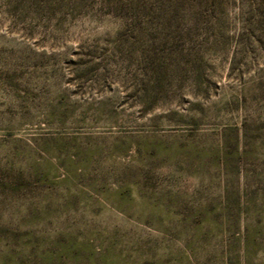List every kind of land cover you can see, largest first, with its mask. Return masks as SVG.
<instances>
[{
  "label": "rangeland",
  "instance_id": "obj_1",
  "mask_svg": "<svg viewBox=\"0 0 264 264\" xmlns=\"http://www.w3.org/2000/svg\"><path fill=\"white\" fill-rule=\"evenodd\" d=\"M0 264H264V0H0Z\"/></svg>",
  "mask_w": 264,
  "mask_h": 264
}]
</instances>
